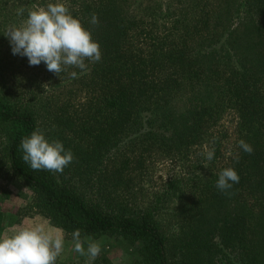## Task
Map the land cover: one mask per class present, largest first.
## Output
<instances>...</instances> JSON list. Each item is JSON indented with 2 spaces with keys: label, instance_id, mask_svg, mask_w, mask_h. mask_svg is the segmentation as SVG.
<instances>
[{
  "label": "trees",
  "instance_id": "16d2710c",
  "mask_svg": "<svg viewBox=\"0 0 264 264\" xmlns=\"http://www.w3.org/2000/svg\"><path fill=\"white\" fill-rule=\"evenodd\" d=\"M58 2L102 54L59 76L4 36ZM37 129L72 151L62 173L23 161ZM0 135L27 214L69 236L124 241L134 264H264V0H0ZM165 163L172 176L145 188ZM229 167L240 180L225 194ZM11 195L0 186V237Z\"/></svg>",
  "mask_w": 264,
  "mask_h": 264
},
{
  "label": "clouds",
  "instance_id": "9594fccd",
  "mask_svg": "<svg viewBox=\"0 0 264 264\" xmlns=\"http://www.w3.org/2000/svg\"><path fill=\"white\" fill-rule=\"evenodd\" d=\"M93 25L99 20L94 13L91 18ZM11 45L13 55L27 57L30 66L46 64L47 70L60 75L67 66L86 70V60L99 62L102 58L100 45L92 38L79 19L74 18L63 3L48 4L29 12L26 21L20 27L9 26L4 32ZM70 75L77 77L75 71ZM239 147L252 154L253 147L243 139ZM20 148L22 159L33 170H49L62 173L64 168L73 162L74 155L66 150L62 142H49L39 130L30 137L22 139ZM215 150H209L206 158L213 159ZM237 157V162H238ZM238 173L231 167L219 173L216 187L228 193L235 183H239ZM74 251L94 261L101 252L98 242L88 243L87 250L81 239V231L72 233ZM64 235L60 230L53 231L44 223L19 228L13 235L0 238V264H55L63 250Z\"/></svg>",
  "mask_w": 264,
  "mask_h": 264
},
{
  "label": "rangeland",
  "instance_id": "374dc122",
  "mask_svg": "<svg viewBox=\"0 0 264 264\" xmlns=\"http://www.w3.org/2000/svg\"><path fill=\"white\" fill-rule=\"evenodd\" d=\"M7 143V138L0 135V186L8 188L12 195L4 203V210L6 213L5 229L0 238L9 237L13 235L19 228L24 226H31L35 223H44L53 231L59 230L51 226L48 221L27 214L26 206L31 203L32 196L29 190L17 180H11L7 172V167L3 164L5 156L4 148ZM152 173L146 178L145 188H157L169 179L175 172L173 166L168 163L156 165L152 168ZM31 216V217H30ZM61 231V230H60ZM63 232V231H62ZM64 235L63 250L57 257L55 264H91L99 258L107 257L114 264H134L138 255L135 250L125 244L124 241H118L112 237H101L98 239H87L84 241L85 250H87L88 243L98 242L101 246V252L94 261H89L87 256H82L74 251L73 237Z\"/></svg>",
  "mask_w": 264,
  "mask_h": 264
}]
</instances>
